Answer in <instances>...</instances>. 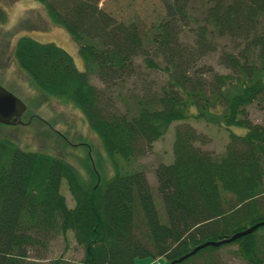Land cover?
I'll return each mask as SVG.
<instances>
[{
	"label": "trees",
	"instance_id": "obj_1",
	"mask_svg": "<svg viewBox=\"0 0 264 264\" xmlns=\"http://www.w3.org/2000/svg\"><path fill=\"white\" fill-rule=\"evenodd\" d=\"M41 1L50 21L76 42L84 67L77 68L54 41L27 34L15 41L14 57L43 94L80 108L114 172L102 179L91 163L84 178L61 155L0 138V264H25L31 246L67 230L83 247L75 264H135L134 256L146 254L167 264L202 240L264 218V124L252 121L245 108L264 94V0H163L165 12L148 37L151 50L135 20L116 19L99 0ZM185 34L190 39L183 41ZM219 40L227 44L218 53L225 72L197 64ZM156 54L166 83L135 95L126 110L110 109V100L102 101L105 89L89 75L109 88L137 71L138 57L158 67ZM188 117L246 130L230 132L217 154L197 143L205 135ZM172 120H181L174 127L172 159L154 167L158 206L144 171L121 168L113 155L129 159L143 152ZM62 180L74 199L71 206L60 191ZM260 225L220 244L235 242L245 264H264ZM220 244L204 245L172 264H192Z\"/></svg>",
	"mask_w": 264,
	"mask_h": 264
},
{
	"label": "rangeland",
	"instance_id": "obj_2",
	"mask_svg": "<svg viewBox=\"0 0 264 264\" xmlns=\"http://www.w3.org/2000/svg\"><path fill=\"white\" fill-rule=\"evenodd\" d=\"M98 4L116 19L135 20L145 46L152 49L153 44L148 37L155 22L165 12L163 0H99ZM21 34L41 41H54L71 54L77 68L84 67L76 42L65 28L50 21L41 0H0V83L25 104L18 121H0V138H8L23 149L44 150L61 155L71 162L84 178L91 175L86 168V164L90 167L91 163L102 179L109 177L114 172L113 160L104 150L99 136L87 124L80 108L71 100L54 94H43L30 83L28 71L17 63L13 46ZM181 38L183 41L189 40L190 35L185 34ZM218 42V48L205 53L197 64L204 63L215 71L225 72L229 69L218 61V53L226 41ZM224 46L227 47V44ZM154 58L159 64L158 67L149 68L138 57V63L135 62L138 64L137 71L122 82L118 80L109 88L104 86L103 81L94 73L89 75V79L102 88V91L105 89L101 94L102 101L110 100L109 108L121 112L133 105L135 95L143 94L145 89H158L160 84L166 83L164 62L159 54L154 55ZM245 108L252 121L264 124V94L246 104ZM178 121L181 120H172L166 130L152 140L143 152L134 154L129 159L120 154L113 155L114 161H117L121 168H140L144 171L158 206L160 198L156 191L154 167L161 161L172 159L174 127ZM185 121L205 135V139L197 143L217 154L223 151L230 132L243 133L246 130L243 125H217L202 118L188 117ZM60 191L64 194L66 204L73 205L74 199L64 180L61 181ZM263 229L264 224H261L256 231L261 232ZM82 253V245L75 241L72 231L67 230L64 235L54 233L45 239L43 246H31L25 264H51L55 258L59 259L58 264H75ZM133 261L135 264H166L164 257L147 254L136 255ZM195 263L245 264V259L240 254L237 243L228 242L220 244L217 249L210 251V254L203 251L193 258L192 264Z\"/></svg>",
	"mask_w": 264,
	"mask_h": 264
},
{
	"label": "water",
	"instance_id": "obj_3",
	"mask_svg": "<svg viewBox=\"0 0 264 264\" xmlns=\"http://www.w3.org/2000/svg\"><path fill=\"white\" fill-rule=\"evenodd\" d=\"M25 108L24 102L15 94H13L10 90H8L5 86L0 83V121L1 122H13L17 117H19L22 111ZM264 223V218L257 220L250 225L236 230L228 236H222L218 238H207L196 243L192 246L189 250L183 252L182 254L172 258L168 261L167 264H172L174 261H179L184 257L194 253L200 247L207 245V244H214L218 245L222 242L232 240L233 238L252 231L256 226L259 224Z\"/></svg>",
	"mask_w": 264,
	"mask_h": 264
},
{
	"label": "flooded vegetation",
	"instance_id": "obj_4",
	"mask_svg": "<svg viewBox=\"0 0 264 264\" xmlns=\"http://www.w3.org/2000/svg\"><path fill=\"white\" fill-rule=\"evenodd\" d=\"M20 119V116L15 119V121H18Z\"/></svg>",
	"mask_w": 264,
	"mask_h": 264
},
{
	"label": "bare ground",
	"instance_id": "obj_5",
	"mask_svg": "<svg viewBox=\"0 0 264 264\" xmlns=\"http://www.w3.org/2000/svg\"><path fill=\"white\" fill-rule=\"evenodd\" d=\"M234 239V238H233Z\"/></svg>",
	"mask_w": 264,
	"mask_h": 264
}]
</instances>
